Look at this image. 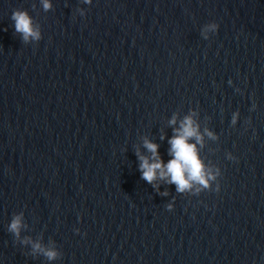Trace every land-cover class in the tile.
<instances>
[{
	"label": "water",
	"instance_id": "water-1",
	"mask_svg": "<svg viewBox=\"0 0 264 264\" xmlns=\"http://www.w3.org/2000/svg\"><path fill=\"white\" fill-rule=\"evenodd\" d=\"M51 2L0 0V264H264V0ZM17 9L38 44L15 33ZM192 111L220 191L158 181L160 195L137 150L147 138L166 164ZM20 213L21 238L62 259L15 239Z\"/></svg>",
	"mask_w": 264,
	"mask_h": 264
},
{
	"label": "clouds",
	"instance_id": "clouds-1",
	"mask_svg": "<svg viewBox=\"0 0 264 264\" xmlns=\"http://www.w3.org/2000/svg\"><path fill=\"white\" fill-rule=\"evenodd\" d=\"M83 4L91 5L93 0H81ZM42 8L45 12H49L53 9L51 0H40ZM33 10H35V4H33ZM81 16H85L86 12L83 8L78 9ZM11 20L14 22L15 33L19 34L23 44H38L43 39L41 25L29 14L26 10L17 9L13 12ZM219 25L215 22L205 25L202 29L201 35L205 40L209 39L208 33H217ZM240 92V89H236ZM255 110V105L253 109ZM197 116L195 111H192L189 115L179 122V127H174L173 138L169 141L171 148L169 155L173 158L166 164L159 153V145L152 143L147 138L143 141V147L150 155H144L137 150V157L140 161L139 171L141 172V178L147 183L152 185L160 195L168 196L170 193L167 191L160 192V185L158 181H164L169 185H175L176 192L184 194L187 192H193V194H200L202 191H220V177L222 176V170L219 167L215 169L207 166L199 155V149L197 145L203 146L204 135L201 134L200 125L194 119ZM240 113L235 112L232 116V126L234 127L239 120ZM250 124L251 121L249 120ZM171 126L177 124V116L174 115L169 121ZM204 134L209 139L216 140L218 137L207 129L204 130ZM164 137H162L163 139ZM194 140L195 143H190ZM228 159L236 161L231 153L228 154ZM215 188L213 189V185ZM168 211L174 210V198L173 202L166 205ZM27 225L24 223V214L13 215L11 223L8 226V231L12 233L16 240H19L23 245H31V255H42L49 262L62 259V252L58 250L56 243L53 242L51 246L44 245L41 241H35L31 237L21 238L22 230L26 229ZM79 234V229L76 230Z\"/></svg>",
	"mask_w": 264,
	"mask_h": 264
}]
</instances>
